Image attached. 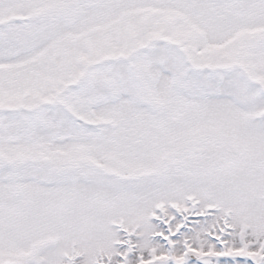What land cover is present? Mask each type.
<instances>
[{
  "label": "snow or ice",
  "instance_id": "6c2138e0",
  "mask_svg": "<svg viewBox=\"0 0 264 264\" xmlns=\"http://www.w3.org/2000/svg\"><path fill=\"white\" fill-rule=\"evenodd\" d=\"M0 264H264V0H0Z\"/></svg>",
  "mask_w": 264,
  "mask_h": 264
}]
</instances>
